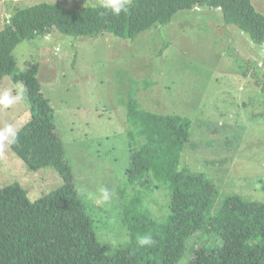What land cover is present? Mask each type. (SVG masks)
I'll return each instance as SVG.
<instances>
[{"label": "rangeland", "instance_id": "374dc122", "mask_svg": "<svg viewBox=\"0 0 264 264\" xmlns=\"http://www.w3.org/2000/svg\"><path fill=\"white\" fill-rule=\"evenodd\" d=\"M41 3L78 10L100 6L102 0H0V29L17 10ZM252 4L264 16V0ZM12 56L15 74L29 64L38 66L65 160L107 256L129 244L122 215L134 193L141 194L158 222L165 219L170 200L166 185L127 181L129 156L136 149L127 137V104L133 98L144 110L191 120L179 169L212 181L217 195L210 217L231 196L264 203V45L225 24L220 10L180 11L171 23L134 40L109 33L75 38L53 29L43 38L23 41ZM6 93L12 103L0 102V134L5 135L30 120L24 87L7 76L0 82V100ZM8 140L0 142V189L17 184L34 203L62 186L54 169L30 171ZM218 243L207 231L196 234L178 264H190L195 250Z\"/></svg>", "mask_w": 264, "mask_h": 264}, {"label": "trees", "instance_id": "16d2710c", "mask_svg": "<svg viewBox=\"0 0 264 264\" xmlns=\"http://www.w3.org/2000/svg\"><path fill=\"white\" fill-rule=\"evenodd\" d=\"M194 7L220 9L223 21L264 45V16L252 0H132L127 11L113 15L101 5L72 10L41 3L17 10L0 29V82L10 77L24 87L30 120L9 138V149L30 171L51 168L62 186L31 203L17 184L0 189V264H178L189 241L207 231L218 240L195 250L190 264H264V203L239 196L226 198L218 213L209 210L217 192L204 174L179 169L189 143L192 122L181 115L156 114L134 98L127 104L129 156L127 181L144 186L149 180L166 185L170 200L162 222L150 215L136 192L124 205L122 222L129 244L107 256L93 221L78 193L50 101L42 92L38 66L15 74L13 51L26 40L45 37L53 29L69 37L92 38L105 33L134 40ZM14 141V142H12ZM204 214L205 218L200 215ZM151 236L141 246L138 238Z\"/></svg>", "mask_w": 264, "mask_h": 264}, {"label": "clouds", "instance_id": "9594fccd", "mask_svg": "<svg viewBox=\"0 0 264 264\" xmlns=\"http://www.w3.org/2000/svg\"><path fill=\"white\" fill-rule=\"evenodd\" d=\"M130 2V0H102V7L108 11H110L113 15L119 16V14L124 11L126 12L127 5ZM5 106L12 103V100L9 99L8 94L6 93L5 96L0 100ZM16 132L13 131L11 128L7 129V135L0 134V142H3L5 140H8L9 136H15ZM9 142V141H8ZM14 142V141H12ZM103 198L105 200L108 199V193L106 190H103ZM152 238L151 236H142L138 238V244L141 246L151 244Z\"/></svg>", "mask_w": 264, "mask_h": 264}, {"label": "crops", "instance_id": "0c3cea01", "mask_svg": "<svg viewBox=\"0 0 264 264\" xmlns=\"http://www.w3.org/2000/svg\"><path fill=\"white\" fill-rule=\"evenodd\" d=\"M252 61H254V60H252ZM255 62V61H254Z\"/></svg>", "mask_w": 264, "mask_h": 264}, {"label": "built area", "instance_id": "2783aa9c", "mask_svg": "<svg viewBox=\"0 0 264 264\" xmlns=\"http://www.w3.org/2000/svg\"><path fill=\"white\" fill-rule=\"evenodd\" d=\"M218 10H220V9H218Z\"/></svg>", "mask_w": 264, "mask_h": 264}]
</instances>
